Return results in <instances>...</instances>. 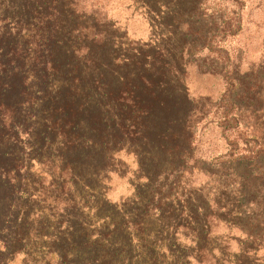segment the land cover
Returning <instances> with one entry per match:
<instances>
[{
	"label": "trees",
	"instance_id": "obj_1",
	"mask_svg": "<svg viewBox=\"0 0 264 264\" xmlns=\"http://www.w3.org/2000/svg\"><path fill=\"white\" fill-rule=\"evenodd\" d=\"M204 3L0 0V264H264V63Z\"/></svg>",
	"mask_w": 264,
	"mask_h": 264
},
{
	"label": "rangeland",
	"instance_id": "obj_2",
	"mask_svg": "<svg viewBox=\"0 0 264 264\" xmlns=\"http://www.w3.org/2000/svg\"><path fill=\"white\" fill-rule=\"evenodd\" d=\"M203 1L207 15L212 12H219V10L225 13L229 8L235 10L236 4L241 3L236 10L240 29L235 36L220 41L222 58L226 57L228 61L235 62L239 74L251 66L264 63V0ZM125 16L126 14L120 18ZM148 30L146 18L133 16L127 21L129 34L139 37L141 40L147 39ZM211 67L209 65L206 68ZM187 80L190 92H201L215 97L222 90V84L217 76L200 74L194 68L189 70Z\"/></svg>",
	"mask_w": 264,
	"mask_h": 264
}]
</instances>
